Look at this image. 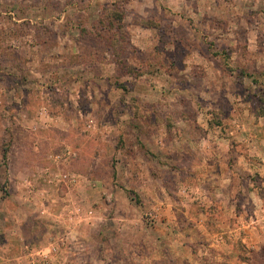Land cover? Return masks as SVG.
Instances as JSON below:
<instances>
[{"label": "rangeland", "instance_id": "1", "mask_svg": "<svg viewBox=\"0 0 264 264\" xmlns=\"http://www.w3.org/2000/svg\"><path fill=\"white\" fill-rule=\"evenodd\" d=\"M0 264H264V0H0Z\"/></svg>", "mask_w": 264, "mask_h": 264}, {"label": "crops", "instance_id": "2", "mask_svg": "<svg viewBox=\"0 0 264 264\" xmlns=\"http://www.w3.org/2000/svg\"><path fill=\"white\" fill-rule=\"evenodd\" d=\"M38 148V147H37Z\"/></svg>", "mask_w": 264, "mask_h": 264}]
</instances>
